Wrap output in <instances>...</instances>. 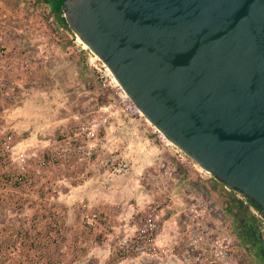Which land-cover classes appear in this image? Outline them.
<instances>
[{
	"label": "crops",
	"instance_id": "0c3cea01",
	"mask_svg": "<svg viewBox=\"0 0 264 264\" xmlns=\"http://www.w3.org/2000/svg\"><path fill=\"white\" fill-rule=\"evenodd\" d=\"M0 51L7 69L0 70V125L13 131L21 145L42 146L93 112L91 69L77 54L71 31L54 13L51 0H0ZM99 144V161L89 163L90 167L73 166L68 177L50 181L57 205L49 206L36 234L34 226L26 229L34 234L30 240L35 245L58 248V255L67 254L70 264H235L231 249L217 252L226 244L234 251L248 249L252 261L264 264V251L241 201L213 179H200L181 168L166 149L146 136L138 117L115 115L101 132ZM111 152L129 162L127 173L106 169L103 158ZM46 178L37 177L33 187H42ZM30 196L27 189L14 198L25 201ZM159 197H169L162 211L168 255L119 258L114 238L133 230L136 213ZM82 201L94 210L111 212L109 233L81 224ZM8 209L4 212L15 210L21 217L32 208L27 203L18 210ZM257 245L260 249L255 251Z\"/></svg>",
	"mask_w": 264,
	"mask_h": 264
},
{
	"label": "water",
	"instance_id": "95a60500",
	"mask_svg": "<svg viewBox=\"0 0 264 264\" xmlns=\"http://www.w3.org/2000/svg\"><path fill=\"white\" fill-rule=\"evenodd\" d=\"M140 113L264 219V0H64Z\"/></svg>",
	"mask_w": 264,
	"mask_h": 264
},
{
	"label": "built area",
	"instance_id": "2783aa9c",
	"mask_svg": "<svg viewBox=\"0 0 264 264\" xmlns=\"http://www.w3.org/2000/svg\"><path fill=\"white\" fill-rule=\"evenodd\" d=\"M71 39L77 52L87 50L84 44L80 46V41L73 33H71ZM92 54V52L89 53V55ZM95 58L93 65L100 77L104 79L106 75H109L115 80L103 61L96 55ZM89 61L92 62L91 56ZM0 69H6L5 57L1 51ZM104 84L106 85V80ZM118 88L120 90L118 96L122 107L121 112L143 117L120 85H118ZM112 119L113 113L107 107L100 111L92 112L73 124L66 132L53 135L48 139L47 143L35 147L26 144L21 145L13 131L0 125V202L21 203V207L17 206V208H22L24 199L17 197L15 199L14 197H22V193H25L27 189L30 190L35 185L37 177H45L50 172L58 169L69 171L76 162L93 164L99 161L102 158L99 144L101 132L110 125ZM144 119L153 128L154 133L158 132L162 136L145 117ZM165 140L167 145L171 144L167 139ZM174 160L180 164L181 168L186 169L191 162H194L184 151L177 147H175ZM103 163L106 169L120 174H125L131 169L129 162L118 152H111L106 155L103 158ZM194 165L198 166V177L208 180V172L199 166L198 163L194 162ZM225 189L233 193L234 198L241 201V205L247 213L250 228L264 251V219L260 216L258 208L244 195L227 188ZM168 203L169 197H159L136 213L135 228L131 231L119 233L114 238L113 248L119 258L163 259L168 255V249L164 244V223L162 221V211ZM78 209L81 224L85 228L104 233L111 231L112 216L109 210H94L86 201L80 202ZM56 215L57 213L53 214L55 217ZM220 248L217 251L219 253H227L230 251L229 249H231V254L234 252L235 264H240V261L246 264L258 263L251 260L252 254L246 248L235 249L234 251L232 247L226 244H222ZM248 260L249 262H247Z\"/></svg>",
	"mask_w": 264,
	"mask_h": 264
},
{
	"label": "rangeland",
	"instance_id": "374dc122",
	"mask_svg": "<svg viewBox=\"0 0 264 264\" xmlns=\"http://www.w3.org/2000/svg\"><path fill=\"white\" fill-rule=\"evenodd\" d=\"M67 28L68 30H70L69 27ZM71 33L73 32L71 31ZM80 43L81 46L83 43ZM90 52L91 51L87 48V50L77 52V54L82 57L84 65L87 68L91 69L92 72L94 87L93 112L100 111L107 107L109 108L111 113H113V118L117 114H120L121 116H127L128 118L138 117L141 121V125L146 127V136H148V138H153L156 144L166 149L170 156L175 159V147L171 144L167 145V142L165 140L166 138L163 135H159L158 132L154 133L153 128L147 124L144 116L139 117L130 113L121 112L122 107L119 103L118 92L120 90L118 88L119 84L117 85L118 82L116 80H113L109 75H106L104 79L100 77L99 73L93 65L96 59L95 54L89 55ZM90 56L92 57V62L89 61ZM105 80L106 85L104 84ZM79 120L80 119H78L77 121ZM194 162H191L189 164L188 170H191V173L198 175V166H195ZM90 165L91 164H89L88 162H76L73 166L90 167ZM68 174L69 171H62L59 169L52 171L47 176H45V178L47 177L45 180L47 182L45 183H49L48 186H46L44 183L40 188L31 187V196L25 201L23 200V205H26L28 203V206L30 207V209H32L30 212L22 211L23 214L21 215V217L20 215H18V212H15V210L12 211L14 214H8L7 212H4V209L7 207H10V209H8V212H10L11 208L13 209L15 206V209L18 210L17 206L21 207V203L11 204L10 202H0V264H70V257L67 254L66 256L58 255V248L54 249L52 246L44 248L40 245L33 244V242L30 240V237L34 234H29L26 230L28 226L39 227L38 225L39 223H41V221L44 223L46 216L49 215L47 213L49 211V206L55 207L57 205V203H55L52 199V195L50 194L52 192L51 187H53L50 184V181H55L56 179L63 177L66 178L68 177ZM207 175H209L208 180L213 179V181H215V183H217V185H219L221 189H225V185L222 182L214 179L212 174L208 173ZM55 186L56 184L54 185V187ZM56 188H58V186H56ZM17 201L20 202L19 200ZM37 227L33 230L31 228L30 229L36 234L38 232L36 230ZM259 249L260 247L259 245H257L254 250L258 251Z\"/></svg>",
	"mask_w": 264,
	"mask_h": 264
},
{
	"label": "trees",
	"instance_id": "16d2710c",
	"mask_svg": "<svg viewBox=\"0 0 264 264\" xmlns=\"http://www.w3.org/2000/svg\"><path fill=\"white\" fill-rule=\"evenodd\" d=\"M63 1L64 0H51L52 2V7H53V11L54 13L60 17L62 23L68 27L66 21H65V18L63 16V9H62V6H63ZM34 244V243H33ZM263 259H264V252H263Z\"/></svg>",
	"mask_w": 264,
	"mask_h": 264
},
{
	"label": "bare ground",
	"instance_id": "6f19581e",
	"mask_svg": "<svg viewBox=\"0 0 264 264\" xmlns=\"http://www.w3.org/2000/svg\"><path fill=\"white\" fill-rule=\"evenodd\" d=\"M85 47H87V45L84 44ZM115 78V77H114ZM116 80V79H115ZM117 81V80H116Z\"/></svg>",
	"mask_w": 264,
	"mask_h": 264
}]
</instances>
